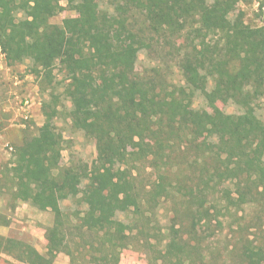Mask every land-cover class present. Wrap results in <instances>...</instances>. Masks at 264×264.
Masks as SVG:
<instances>
[{"label":"trees","instance_id":"trees-1","mask_svg":"<svg viewBox=\"0 0 264 264\" xmlns=\"http://www.w3.org/2000/svg\"><path fill=\"white\" fill-rule=\"evenodd\" d=\"M66 1L78 14L59 24L50 19L61 0H0V48L9 65L29 61L43 91L56 88V67L65 73L68 117L95 140L97 162L68 168L71 195L85 206L64 210L53 177L64 143L58 101L44 100L43 124L0 166V198L11 212L23 201L54 213L48 257L0 234V259L45 264L64 252L74 264H119L124 249L139 245L158 253L154 264H208L200 231L220 224L228 185L239 204L264 206V25L251 30L235 14L240 0ZM155 37L177 49L183 82L169 84L159 66L137 76L139 53ZM209 79L245 117L193 107ZM146 162L157 175L138 183L135 169ZM164 205L172 213L166 228L157 217ZM120 211L132 216L122 220ZM11 221L0 211V225ZM243 255L264 264V246Z\"/></svg>","mask_w":264,"mask_h":264},{"label":"rangeland","instance_id":"rangeland-1","mask_svg":"<svg viewBox=\"0 0 264 264\" xmlns=\"http://www.w3.org/2000/svg\"><path fill=\"white\" fill-rule=\"evenodd\" d=\"M61 3L64 9L51 17L52 23L61 24L65 18L78 14L75 4L66 0H61ZM235 14H241L251 30L264 25V0H240ZM21 16L22 13H19L18 17ZM177 54V49L166 46L161 38L155 37L150 47L139 53L136 64L137 76H148L153 67L159 66L168 76L169 84L183 82L177 67ZM236 66V62H233V67ZM54 73L56 88L49 87L43 91L40 88V78L30 71V62L9 65L0 48V166L13 157L17 145L35 135L43 124L45 120L42 112L43 101L48 100L50 96L56 98L58 112L54 115V122L57 130L63 135L64 143L61 167L53 170V177L62 207L68 212H73L83 209L85 205L78 203L77 198L71 195L68 168L83 167L92 170L98 155L95 140L82 129L72 126L68 117L71 103L64 94L65 73L59 71L58 67L54 69ZM193 107L206 114L238 113L239 116L245 117L230 99L229 92L213 79H209L207 86L204 85L202 91L196 94ZM149 141L150 139L147 140ZM136 150L141 155L147 153L144 146L136 147ZM145 164V169H135L138 183H148L157 175L155 169L149 167L147 162ZM86 183L84 180L79 187L87 189ZM228 187L229 189L224 191V196L219 199L222 212L219 216L220 224L213 220L210 229L203 232L202 228L200 231L201 235L205 236L203 254L208 264H249L243 255L246 247L264 246V206L259 203L239 204L236 194L231 191L232 187L230 185ZM0 211L12 216L9 225H0V234L29 242L48 257L46 229L54 220V213L50 209L40 210L29 202L21 201L17 209L11 212L7 207V196H3L0 198ZM171 214L165 205L159 208L157 217L163 228L170 223ZM131 216V212H118V217L125 221ZM152 242L155 244L154 240ZM165 242L166 240L159 246L162 248ZM156 254L158 253L134 245L123 250L119 264H154L153 257ZM46 260L45 264H74L64 252L58 253L54 260L49 258ZM0 264L26 263L14 260L3 253Z\"/></svg>","mask_w":264,"mask_h":264}]
</instances>
